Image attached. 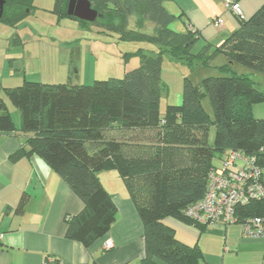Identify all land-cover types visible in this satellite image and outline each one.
Instances as JSON below:
<instances>
[{"label":"trees","instance_id":"16d2710c","mask_svg":"<svg viewBox=\"0 0 264 264\" xmlns=\"http://www.w3.org/2000/svg\"><path fill=\"white\" fill-rule=\"evenodd\" d=\"M70 0H56L54 12L67 16ZM102 17L94 23L116 31L122 40L154 44L140 48V65L123 78L95 80L92 84L42 83L24 80L3 87L20 111V130L26 134L28 155L51 166L83 201L81 211L66 217L69 239L91 245L117 221L112 193L100 179L103 171H117L144 225L146 254L143 264H200L201 251L176 237L165 219L172 217L205 229L185 213L203 199L210 175L230 152L253 158L264 167V117L252 107L264 103V90L246 75L231 72L234 63L264 74V3L251 16L236 17L239 26L214 48L207 43L195 53L199 30L176 31V18L164 6L168 0H90ZM225 3V2H224ZM34 8V0H7L0 20L16 26ZM244 13V12H243ZM138 15L155 23L154 33L131 30L129 17ZM214 48V49H213ZM223 53L228 62L222 74L196 85L186 78L180 104H167L162 60L165 55L197 67L209 65ZM202 65V64H200ZM208 99L212 115L203 101ZM212 127L215 133L212 137ZM16 130L6 102L0 96V131ZM23 152V151H22ZM24 153V152H23ZM223 154L221 165L214 162ZM28 195L20 202L24 211ZM240 220L264 217V198L238 205Z\"/></svg>","mask_w":264,"mask_h":264},{"label":"crops","instance_id":"0c3cea01","mask_svg":"<svg viewBox=\"0 0 264 264\" xmlns=\"http://www.w3.org/2000/svg\"><path fill=\"white\" fill-rule=\"evenodd\" d=\"M190 1L164 2L171 14L177 17L184 14V21L176 18L172 23L176 31L184 32L189 25L205 37L219 35L220 40L238 28L237 18L225 8V0L219 1L216 17H210L204 6L200 8L197 2ZM236 1L247 17L264 3V0ZM203 2L208 7L214 0ZM65 17L80 21L68 14ZM218 18H222L223 23L215 26ZM20 23L22 21L16 26ZM1 25L10 24L0 20ZM12 32L0 27V51L4 50L0 55V69H5L8 61L6 50L20 48L17 47L20 44L16 45V41L9 37ZM11 59L9 64L13 65L17 58ZM12 74L11 80L5 74L8 85L0 80V91L4 92L0 96L4 98L16 127L11 132L0 131V264H143L146 254L144 225L125 186L119 195L110 191L117 206V221L104 237L85 245L66 236V217L81 211L84 203L51 166L38 156L26 153L29 146L26 134L20 130V111L12 102L11 106L3 89L22 84L16 74ZM5 77L1 75V78ZM25 194L28 200L21 211L19 206ZM165 221L175 229L180 241L198 246L202 254L200 264H264V236H245L241 223L208 225L202 230L172 217ZM107 240L114 245L109 250L105 248Z\"/></svg>","mask_w":264,"mask_h":264},{"label":"rangeland","instance_id":"374dc122","mask_svg":"<svg viewBox=\"0 0 264 264\" xmlns=\"http://www.w3.org/2000/svg\"><path fill=\"white\" fill-rule=\"evenodd\" d=\"M194 1L200 8L204 6L207 14L211 15L210 17L217 16L220 0H214L213 5L208 4V7L206 2H203L204 0H191L190 2L194 3ZM55 3L56 0H35V8L18 26L13 28L9 27L10 25L0 26L2 30H13L9 37L12 41H16V45L20 44L17 46L20 48H10L5 52L6 55L9 54L7 55L8 61L6 60L5 69H0V80L5 86L9 81L5 74L10 76L11 80L12 73L20 79L19 83H23L25 78L49 84L69 82L92 84L95 80L111 77L123 78L126 71L140 65V58L135 52L143 48L148 50L147 53H151L149 51L155 46L146 41L122 40L116 31H104V28L94 23L82 25L77 19L59 18L53 11ZM142 20L138 15H131L128 28L150 33L156 31L155 23ZM217 36L214 34L205 37L201 33L193 51L197 53L207 43H212L216 48L228 37L223 35V38L218 40ZM3 51H0V55ZM13 57L17 59H14V64L11 65L9 59L12 60ZM228 61V58L220 53L211 60L209 65L198 61L202 65L198 64L197 67H193L165 55L162 60V79L166 85L162 94V112L167 104L181 103L186 78L196 85L205 77L221 75L222 72L218 67ZM231 72L250 77L257 89L264 90L263 73L237 63L232 65ZM2 73L5 79L1 78ZM0 93L4 94L3 91ZM7 100L13 106L11 101ZM203 104L212 115V108L207 98L204 99ZM252 113L255 117H264V103L253 105ZM211 132L213 137L215 127H212ZM222 157L223 154H216L214 162L217 166L221 165L220 158ZM99 176L104 186L112 193L119 195L124 191L125 185L117 171H103Z\"/></svg>","mask_w":264,"mask_h":264},{"label":"built area","instance_id":"2783aa9c","mask_svg":"<svg viewBox=\"0 0 264 264\" xmlns=\"http://www.w3.org/2000/svg\"><path fill=\"white\" fill-rule=\"evenodd\" d=\"M225 8L236 17L244 13L236 0H225ZM222 18L215 26L222 25ZM264 198V167L256 165L253 158L230 152L222 166L210 175V184L203 199L189 206L185 213L194 221L213 226L241 223L248 237L264 236V217H248L240 220L236 215L238 205ZM107 240L105 248L113 247Z\"/></svg>","mask_w":264,"mask_h":264},{"label":"water","instance_id":"95a60500","mask_svg":"<svg viewBox=\"0 0 264 264\" xmlns=\"http://www.w3.org/2000/svg\"><path fill=\"white\" fill-rule=\"evenodd\" d=\"M7 0H0V17L3 14L4 5ZM68 15L80 20L95 22L102 14L92 7L90 0H70L68 6Z\"/></svg>","mask_w":264,"mask_h":264}]
</instances>
